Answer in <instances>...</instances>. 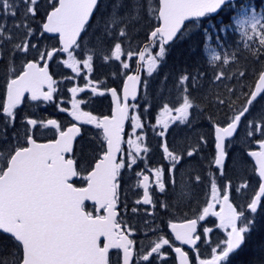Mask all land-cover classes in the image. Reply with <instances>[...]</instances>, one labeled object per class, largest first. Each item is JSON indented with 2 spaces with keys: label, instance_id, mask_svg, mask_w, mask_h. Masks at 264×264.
<instances>
[{
  "label": "snow or ice",
  "instance_id": "1",
  "mask_svg": "<svg viewBox=\"0 0 264 264\" xmlns=\"http://www.w3.org/2000/svg\"><path fill=\"white\" fill-rule=\"evenodd\" d=\"M39 3L40 0H0V50L8 51V46H11L6 67V97L0 102V127L3 129L0 131V264H133L135 241L131 238V228L122 226L117 219V205L121 169H131L142 158V153L149 152V147L138 143L144 140V136L137 135L135 129L142 128L143 125L140 117L130 115L127 103L129 96L136 99V86L140 83V76L128 75L124 80L123 102L117 89L108 90L114 105L110 117L104 116L101 119L83 111L81 105L86 101L78 99L77 94L84 92L85 88L69 87L71 110L60 105L57 107L60 112L67 111L68 116L77 123L63 130L55 119L38 121L35 118H25L22 121V132L14 131L11 139L6 135L8 128H14L17 115L15 110L25 98L30 101L53 102L56 81L49 74L48 61L55 55L60 52L67 54V59L62 60V63L76 76L81 75V62L83 68L88 72L92 71L93 55L90 54L81 61L73 50L79 46L78 39L82 32H86V26L100 0H47L50 10H46L40 28L34 29L30 21L37 16ZM252 7L250 3L238 7L235 0H113L112 13L107 18L103 31L96 37L97 44L103 45L111 34L114 48L109 49L111 55L106 56V59L121 61L124 54L123 41L117 39L116 28H119V37L131 40L134 37L127 29L131 27L133 33H136L140 30L137 26L142 27L147 22L150 30L145 36V47L138 52L139 62L142 64L138 62L137 70H146L151 77L165 62L168 50L178 41L190 36L185 31L189 25L192 28H203L207 18L225 10L244 13L243 18L233 19L237 20V30L244 48L250 52L253 63L259 64L260 68L255 70L254 86L243 94L245 100L242 108L239 111L233 109L234 114L226 124L213 123L215 154L210 158L208 167L212 172L218 171L221 176L224 175L228 155L226 140L235 136L242 118L251 114L258 98L264 99V7L258 11H252ZM121 8H126L124 15H120ZM18 15L19 20L16 19ZM9 17L12 18L11 26L7 22ZM152 20L157 23L153 25ZM120 25L123 27H119ZM213 27L217 31L221 30L219 25ZM37 32L40 35L47 33L58 37L59 47L41 51L37 44L31 43V38ZM211 32L212 28H204L205 41ZM204 47L207 48L206 42ZM30 50L39 54L43 66L34 58L25 60L22 68L17 70L13 58L17 54L26 57ZM134 54V51L127 53L129 59ZM235 60V53L231 57L213 53L209 64L215 67L219 62L227 66ZM121 63L123 69H129V63ZM240 78L247 79L246 70H237L231 75L221 71L215 74L212 84L218 87L217 82L224 84L225 80H236L243 87ZM84 79L88 81V89L93 96L105 95L104 91H98L87 76ZM200 86L199 75L182 73L179 76L175 87L181 91L182 102L174 108L168 103L163 104L156 125L153 126L155 135L166 137L170 124H191L190 110H194L196 105L190 88L198 89ZM224 87L229 96L236 95L233 86L224 84ZM206 99L210 101L211 94ZM215 99L220 105L233 107V101L226 100L219 94ZM129 119L136 139L127 141L128 159L118 158L117 153L122 151L124 123ZM81 125H92L100 130L94 135L98 142L102 140L103 143L91 155L81 154L77 158L74 141L82 134ZM157 126L159 131H156ZM247 127V136L258 145V150L247 152V156L255 161L253 171L258 177V190L253 189L245 203L236 207L231 200V181L218 188L215 177L210 176V198L197 210L194 218L182 223L172 222L167 226L174 240L181 246H188L191 251L176 246L172 237L160 235L149 251L139 254V261L143 264H157L158 260H162L163 264H169L168 254L163 251L167 246L175 253L173 264H233L234 258L243 251L256 230L258 216L264 212V106L258 109ZM39 128L54 129L56 138L48 143H38L34 138V130ZM201 142L206 143L203 137ZM162 147L163 159L170 162L171 168H149L148 171L155 177V188L165 193L169 173H173L172 183L175 184L174 170L180 164L182 156L170 150L166 139ZM197 152L198 149L188 150L187 156L193 157ZM235 163L243 168L250 162L241 155ZM136 175L142 176L137 186L143 189V197L135 203L156 207L149 191V175L141 172ZM75 177L84 181L85 186H76L73 182ZM196 181H201L200 175L196 176ZM249 187V183L244 181L235 190L246 195L245 190ZM191 193L192 188L185 186H182L179 193L173 192L178 196L177 203L189 201ZM86 201L92 202L93 211L86 210ZM217 206L219 211L216 210ZM160 207L166 212L171 209L167 202ZM137 211L136 207L132 208V212ZM208 217H215L218 222L216 227L223 232L215 246H212L209 239L213 231L211 227H203V233L198 231L202 226L200 222L206 221ZM201 244H207L210 248L207 257L201 255ZM113 249L117 251L110 255V250ZM257 249L262 254L260 259L249 260L247 264H264V242Z\"/></svg>",
  "mask_w": 264,
  "mask_h": 264
},
{
  "label": "flooded vegetation",
  "instance_id": "2",
  "mask_svg": "<svg viewBox=\"0 0 264 264\" xmlns=\"http://www.w3.org/2000/svg\"><path fill=\"white\" fill-rule=\"evenodd\" d=\"M95 23V21H91L88 26H86V32H82L81 38L78 39L79 46L74 48V54L78 56V58L86 59L88 55H93V61H92V71L88 72L87 69L83 68V64L79 65L81 68V75L76 76L75 73L72 72L70 68H66L64 64L62 63V60L67 59V54L60 52L57 55L54 56V58L51 61H48L49 66V74L53 77V80L56 81V84L54 87L56 88V92L54 93V100L53 102L45 103L43 101H30L27 98H25L21 105L18 106V108L15 110L16 115V121L14 128H8L6 135L11 139L13 136L14 131L22 132V121L25 118H35L38 121H46L47 119H55L57 122L61 125V128L63 130H66L71 124L77 123L76 121H73L70 116H68L67 111L60 112L57 105H60L62 107H65L68 110H71V93L68 91L69 87H81L85 88L84 92L78 93L77 98H83L86 103L81 105V108L83 111H88L93 115L98 116L99 118H102L104 116H110L111 115V100L109 97V89L115 88L118 90V94L120 96V99H122L121 96V89L123 85V80L128 74H132L136 71V61L133 59V56L131 59H129L128 55L125 58L127 63H129L130 67L129 69L125 70L122 67L121 61L114 62L112 65L111 60H106V56H110L111 52L109 49L100 47V45L97 44V40L95 36H90V29L91 25ZM41 25V24H40ZM40 25L39 28H40ZM36 38L40 39V43L42 45L43 50H52L53 47H59L58 39L57 37H50L46 34L40 35L39 32L32 37L31 39L35 40ZM33 43V41H31ZM103 46V45H102ZM10 48L8 47V51H2L0 52V55H2V59H0V72L5 70L8 64L9 59V52ZM36 59L37 62L43 66V61L39 60V54L34 52H29L27 56L25 57L23 54H17L16 57H14V67L19 70L22 68L23 63L25 60H32ZM142 64V63H141ZM71 70V71H70ZM145 70L141 69L139 71L140 76V85H139V93L137 100L135 102H128L129 105V113L131 112L132 106L140 102V104L144 103L142 101V98L147 91V85H148V75L145 74ZM87 76L88 79L93 81V84L97 86L98 91H104L105 95H95L93 96L91 91L88 89V81L84 79V77ZM66 77H73L72 79H67ZM146 82V86H145ZM46 90V89H45ZM27 95V94H26ZM6 97V83L2 89V92H0V102L3 101V99ZM122 102V101H121ZM136 105V106H137ZM196 111V107L194 109V112ZM129 120H127V123L125 125L123 137H122V143H121V149L122 151L119 153L118 158L123 157L124 159H128V154H126V127ZM198 125L203 126L204 119L198 115V120L196 121ZM82 128V134L81 136L75 141L74 144V151L76 152V143L79 141L81 137H83L85 134L92 135L93 132L99 133L100 130L96 129L92 125H81ZM0 131H3L2 127H0ZM93 131V132H92ZM34 138L38 143H48L56 138V133L54 129H44L39 128L38 130H34ZM213 133L207 134L209 139V146H212L214 143V136ZM202 137V136H201ZM231 140V139H230ZM230 140L226 141L228 143ZM204 141H207L204 139ZM22 142V141H21ZM103 142V141H102ZM201 145H205V143L201 142ZM257 143L253 146V149H256ZM204 150V155L206 159L209 161L212 156L215 154V150L213 151L212 148L210 149L207 146H204L202 149ZM195 157V156H193ZM191 157V158H193ZM163 158V156H162ZM227 160V157H226ZM198 171L202 174L206 172L207 169H209L208 164H205L204 162L200 161L197 164L192 163ZM253 165V164H252ZM156 166V164H153L149 167ZM147 164L144 162V159L142 161L137 162L136 165H133L131 169L125 167L121 169V176L119 178V199H118V214L117 219L120 221L122 226H128L132 230V236L131 238L135 241L133 245L134 250V261L133 264H143L142 261H139V254L140 253H146L150 250V247L145 246V242L140 245V238L141 236H144L140 233V235H136L135 231H141V229L147 230L148 227L151 228V231H159L154 235V240H157L160 235H166L167 237H172V241L176 246L179 245V242L174 240V237L172 236L171 230L167 227L169 223H182L187 219L194 218V216L197 214V210L195 208L191 207H185L181 210L178 209L174 205V201L176 200L174 197L168 196V194L171 192V187L166 184V190L165 193L161 194H154L153 192V177L150 172L148 171L149 168H146ZM168 165L165 162H160L158 168H167ZM204 167L207 168L204 170ZM226 162H225V172L226 170ZM254 167V166H253ZM254 169V168H253ZM137 172H141L143 175H149L151 185H150V194L152 195V198L156 204V207H153V205H137L135 201L137 199H141L143 194V189L136 186L135 188V197L133 194V197L130 195L129 191L126 189L131 183H138V179H142V176L138 177L136 175ZM255 173V172H254ZM225 179L226 184H228V176L227 174L222 175ZM256 182L258 180L256 174ZM80 179V178H79ZM188 180L192 182V177H188ZM187 179L184 180L185 185L187 187H191L190 183ZM138 185V184H137ZM82 186V185H81ZM258 187V184H257ZM173 191V189H172ZM141 194V197L139 195ZM200 197V194L198 198ZM234 206L237 207L235 204L233 198H231ZM167 202L169 205H171V209L169 211H165L164 208L160 207L161 204ZM136 207L138 209L137 212H132V208ZM201 208V207H199ZM219 211V208L217 209ZM149 213H152V215H149ZM149 219V221L147 220ZM216 223H218L215 219V217H208L206 218V221L200 222L202 226L198 228V231L200 233H203V227H211L213 231L210 233L209 239L212 241L214 238V229L220 230L216 227ZM137 227H139L137 229ZM127 231L128 229L125 228ZM221 234L223 235V232L221 231ZM186 251H191L188 246L184 245L181 246ZM201 255L207 257L210 253V248L207 244H201ZM117 250L110 251V255L114 254ZM168 255L167 259L169 261V264H173V259L175 257V253L171 251V249L167 248L165 246L164 250ZM193 256H195V253H192ZM114 258V256H113ZM157 264H163L162 260H158Z\"/></svg>",
  "mask_w": 264,
  "mask_h": 264
},
{
  "label": "rangeland",
  "instance_id": "3",
  "mask_svg": "<svg viewBox=\"0 0 264 264\" xmlns=\"http://www.w3.org/2000/svg\"><path fill=\"white\" fill-rule=\"evenodd\" d=\"M251 4L252 7V11H258L260 10L262 7H264V0H246L244 3L239 4L238 7L240 6H245L247 4ZM112 4H113V0H103L102 1V8L101 11L99 12L95 23H93L91 25V29H90V36H99L100 33L103 31L104 27H105V23L107 18L110 16V14L112 13ZM48 4H47V0H40V3L38 5V12L39 9L43 10L44 8H47ZM126 11V8H121L120 9V15H124ZM244 13L241 11L237 10V14L235 17L237 18H243ZM17 20L20 19V16L18 15L16 17ZM8 25L11 26L12 24V18L9 17L8 18ZM32 27L34 29H39V26H36V24L40 25V21L37 19V17H35L34 19H32L31 21ZM234 25L237 29V20L233 19ZM100 25V29H98ZM119 27H123V25H120ZM138 28L141 29V27L138 25ZM129 32H131L133 34V29L131 27H129L127 29ZM140 32V30L138 31ZM237 32L240 34V32L237 30ZM137 33V32H136ZM115 35L117 37V39L119 41L125 40L123 37H119V28H116L115 31ZM211 44H213L215 41L217 42V45L220 46L221 50L224 52L227 51V49L229 48V38L227 36V31H225L224 29H222L220 31V33H215V35L210 38L207 39ZM31 41H33V44H37L39 49L41 51H44L42 48V45L40 43V39L36 38L35 40L31 39ZM251 43V42H249ZM244 44V42H243ZM123 45V44H122ZM11 47V46H8ZM100 47H104L106 49H108L109 47H111L110 49L114 48V40L112 35L110 34L108 36V39L105 41V43L102 45H100ZM134 47V46H133ZM138 50V49H137ZM151 51L155 52L158 51V49H150ZM129 51H133L132 47H130V45L128 46V50L124 51V54L121 56V61L126 62L125 58L127 57V53ZM0 52H2V50H0ZM4 52V51H3ZM30 52L34 53L36 52L35 50H30ZM37 53V52H36ZM136 54L133 55V59H137V51L135 52ZM248 54H250V52L247 49H243L241 50L240 54L236 55V60L234 62H231L230 65V69L232 70H239V68L241 67V59H239V57L241 56H249ZM107 60V59H106ZM199 62V59H197ZM112 65L114 64V62H119L117 60H111ZM192 64H196L195 62H193ZM245 70L250 73L252 71V64L249 63L247 65V67L245 68ZM71 71V70H70ZM146 71V70H145ZM146 75H148L147 71L145 72ZM7 72L6 69L0 72V92H2V89L6 83V79H7ZM155 75V73L153 74ZM153 75L150 77L148 75V85H147V91L143 98L142 101L144 103L140 104V102L137 104H135V107H132L130 115H136L138 117H140V122L143 125L142 128L139 129H135V133L137 135H141L144 136V140L143 141H138V143H140L142 146H147L149 147V152L147 154L142 153L141 159H138L137 162L142 161V159H144V162L147 164L146 168H158L160 162H165L168 167L167 168H171V164L168 160H164L162 158L163 156V143L166 142L168 144V146L170 147V150H172L174 153L181 155L182 156V160L180 162V164H178L176 166V169L174 170V179H175V184L172 183V177H173V173H169L168 174V178H169V182L167 183V185H169L172 189L171 192L168 194V196L174 197L176 200L174 201V205L181 210L187 206L191 205V208H195V209H199V207H202L204 205V202L210 198L211 195V189H210V176H214L217 182V186L218 188L226 185L225 179L223 178V176H221L219 174L218 171L216 172H212L210 169H207L204 167V170H206V172L202 174L198 171V169L196 168V166H194L192 163L197 164L200 161L204 162L205 164H208V160L206 159L205 155H204V150H202L204 148V146H207L209 149L210 147L212 148V150L214 151V143L212 146H209V139H208V135L210 132L213 133V123L210 120V116H207L205 119V123H203V126L198 125L196 123V121L198 120V112H197V108L196 111L194 112V110H190V112H192V115L190 116V121L191 124L190 125H179L177 126V124H170L169 130L166 133V137H159L157 135H155L154 131H153V126L156 125V120L157 117L159 116L160 110L163 106L164 103H168L170 107H178L179 103L182 102V94L178 91L175 90V87H172V85H170V82L168 81L166 84H161L159 82H157L156 88L154 85V78ZM252 74H250L247 77V84L250 82V76ZM254 75V74H253ZM201 82V86L199 87V90L197 91L196 95H202V98L208 97L210 93V91L216 90L218 92H220L221 96H224L223 98H225L226 100H232L234 101V99L239 97H242L241 95L243 94L241 91L235 89L236 91V95L233 96H229V94L227 93V89L224 87V84H221L220 82H217V85H219L218 87L213 86L212 84V79L208 80V83L206 81V77L203 76L200 79ZM171 83H173L171 81ZM152 86L154 87V89H158L157 91L154 90L152 88ZM221 87H223V89H220ZM239 88V87H238ZM154 94L155 97V104L156 107L152 109L149 117H146V111L150 112V109H148V98H149V94ZM214 94V93H213ZM213 94H211V103L215 106H220V104H218V102L216 101L215 97L213 96ZM217 95V94H216ZM236 99V100H238ZM244 104V103H243ZM242 105H236L233 104L232 108L228 109V106L226 105V108L228 110H230L231 114H229L230 116H232L234 114V106L237 107V109L235 111H238L240 108H242ZM137 105V106H136ZM223 106V105H222ZM261 106H264V99H258V102H256L255 107L251 109V114L247 115L245 118L246 119H242L240 125H239V129L236 133V135L228 142L226 143V152L228 153L227 155V160H226V172H225V168H224V175L227 174L228 176V180L227 182L229 183V181H231L232 184V190H231V198H233L235 204L237 205V207H240L241 205H243L245 203L246 197L251 195V192L253 189L256 190L257 188V182H256V177H255V173L254 171L251 169L249 163L245 164L243 166V168L238 167L237 164L235 163V161L237 160L238 157H240L241 155L246 156L245 153L248 150H252L253 146L255 145L256 141L252 140L251 137L247 136V131H248V123L249 121L252 120V117L254 115H256L258 109L261 108ZM217 109V108H216ZM234 109V110H233ZM228 116V118L230 117ZM228 120V119H227ZM226 121H222V123H217V124H226ZM258 122V121H257ZM23 130V128H22ZM160 128L159 126L156 127V131H159ZM93 132V131H92ZM126 132H127V136H126V142H125V147H126V154H129V145L127 143V141L129 139H136V135H133V127H132V123L131 120L129 119V122L127 124L126 127ZM97 132H93L92 135H88L85 134L83 137H81L79 139V141L76 143V154H77V158L80 157L81 154L83 155H91L93 150H97L99 149V144L103 143L102 140H99L98 142V138L96 135ZM213 135V134H212ZM257 137H259V134H256ZM201 136L206 139V143L205 145H201ZM251 141V143L249 142ZM191 149H198L197 154L195 155V157L191 158L187 156V151L191 150ZM247 157V156H246ZM245 159V158H244ZM246 160V159H245ZM247 161V160H246ZM153 164H156V166H152L149 167ZM249 165V166H248ZM253 166V165H252ZM254 168V167H253ZM200 175L201 176V181L199 183H197L196 181V176ZM192 177V182H190L188 180V177ZM187 179L188 182L191 185L192 188V193L191 196L189 198V201H183L180 203H177L178 200V196L174 195L173 192L175 191V193H179L182 189V186H185V182L184 180ZM140 180V179H138ZM155 177H153V192L154 194H161V192H159L158 189L155 188ZM247 181L250 185L249 189L245 190L246 195H241L240 193L236 192V188L239 186V184L241 182ZM80 186H84L85 182L80 180L79 181ZM137 182L135 183H131L128 187H126V189L129 191L130 195L133 197H135V188L137 186ZM200 194V197L198 198ZM139 197H141V194L139 195ZM91 207V211H93V207ZM219 208V206H217L216 210ZM149 221V219H147ZM139 227H137L138 229ZM214 238H213V242L214 244H212V246H215V242L218 240V238H221L223 235L221 234V230H216L214 229ZM159 232V231H151V228L148 227L147 230L145 229H141V231H135L136 235H140V233L144 236L139 237L140 238V245H142L145 242V246L146 247H151L153 244V240H154V235ZM253 246V251H256L257 246L256 245H252ZM258 250V249H257ZM254 253V252H253ZM142 254V253H140Z\"/></svg>",
  "mask_w": 264,
  "mask_h": 264
},
{
  "label": "trees",
  "instance_id": "4",
  "mask_svg": "<svg viewBox=\"0 0 264 264\" xmlns=\"http://www.w3.org/2000/svg\"><path fill=\"white\" fill-rule=\"evenodd\" d=\"M102 1L103 0L100 1L99 6L97 7V9H95L92 17V21L96 20L99 12L101 11ZM245 1L246 0H238L235 3L239 5L244 3ZM46 10H50V9L48 7L44 8L43 10L39 9V12L36 17L40 21V24L44 20ZM236 14H237V10L236 11L225 10L224 12H221L216 16L207 18L205 20L203 28H192V26L189 25L188 29H186L185 31L190 33V36L178 41L168 50L166 54L165 62L159 66L158 71L155 73V75H153L155 88L157 82L163 84L164 86V84H166L168 81L170 82V85H172V87H175V85L178 82L179 76L182 73H188L194 76L199 75V80L201 79V77L205 76L206 81L208 83L209 79H212L213 81L215 74L221 71L224 72L226 75H231L232 73L236 72L237 70L234 71L229 68L230 65L225 66L217 62V66L214 67V66H210L209 64V61L211 60V56L213 53L221 55L222 57L225 54H227L231 57L233 53L238 55L240 54L241 50L244 49L242 38L240 34L237 32V29L233 22V17H235ZM155 23L157 22L155 20H152V24L154 25ZM38 25L39 24H36V26ZM215 25H219L221 30L224 29L225 31H227V36L229 38V45H228L229 48L224 53L221 50L220 46L217 45L216 41L213 44H211L208 40L205 41L204 28H212V32L210 33L208 39L212 38L215 35V33H220L221 30L217 31L216 28L213 27ZM99 29H100V25L97 30ZM149 30H150L149 25L147 22H145L141 27L140 32L132 34L131 32L128 31L129 34L133 35L134 38L131 40H122L123 41L122 48L124 49V51H127L128 46L130 45V47H132V50L136 52L137 49H139L141 45L146 42L145 36L149 32ZM205 42L207 43V48L204 47ZM248 55L249 56L247 57L245 56L239 57V59H241L240 61L241 67L239 68V70H245V68L249 63L252 64V71L250 73L247 72V77L250 74H252L249 79L250 82L247 84L248 81L247 79L240 78L244 84L243 87H240L237 84L236 80L224 81V84L233 86L235 89L241 91L243 94L248 92L250 90V87L254 85L255 70H258L260 68L259 64L253 63L251 54ZM197 59H199V62ZM193 62H195L196 64H192ZM165 77H167V79H165ZM171 81L173 83H171ZM152 88L154 89L153 86ZM220 89H223V87H221ZM154 90L157 91L158 89H154ZM175 90L181 93V91L176 87ZM198 90L199 88L198 89L190 88L192 97H194L193 102L196 105L197 112L204 119V121L206 120L205 118L207 116H210V120L212 122H215L216 124L222 123V121H226L228 119V116H230L229 114H231L230 110H228L229 107L227 109L226 105L223 106L221 105V107L216 106L217 108L216 109L215 106L211 103V101L206 99V97L202 98V95H196ZM210 93L211 94L214 93L213 96H216V94L223 95L216 90L210 91ZM243 94L241 95L242 97H239V99L236 98L238 100L234 99L233 101L234 104L242 105L244 103L245 97ZM155 97L156 96L154 94L151 93L149 94L147 107L148 109H150V112L146 111V117L147 116L149 117L152 109L156 107V104L154 102ZM223 97L224 96H222V98ZM234 108L235 110L237 109V107L235 106ZM247 115L249 114H246V116ZM245 117H243L242 119L243 120L246 119ZM244 158L250 162L249 165L253 170L251 161L246 156H244ZM75 185H80L79 181ZM187 207H191V205ZM261 242H264V212H261V214L258 216L256 230L253 231V233L251 234L249 241L245 245L243 251L237 257L234 258L233 264H247L249 260L260 259L262 254L259 253L257 249L256 251H253L252 245L258 246Z\"/></svg>",
  "mask_w": 264,
  "mask_h": 264
},
{
  "label": "water",
  "instance_id": "5",
  "mask_svg": "<svg viewBox=\"0 0 264 264\" xmlns=\"http://www.w3.org/2000/svg\"><path fill=\"white\" fill-rule=\"evenodd\" d=\"M236 1H238V0H235V2ZM213 16H216L215 14L213 15ZM92 17H93V15H92ZM92 17H90V21H91V19H92ZM89 21V22H90ZM46 35H48V36H50V37H54V35L53 34H47V33H45ZM57 39H58V37H57ZM58 43H59V41H58ZM146 44V43H145ZM145 44H143L142 45V47L140 48V49H142V48H144L145 47ZM139 52V51H138ZM138 62H139V57H138V55H137V59H136V66H137V64H138ZM139 63H142V62H139ZM128 75H139V71L137 70V68H136V71L134 72V73H132V74H128ZM127 75V76H128ZM127 76L124 78V80L127 78ZM124 80H123V82H124ZM139 85H140V83L136 86V99L135 100H133L132 98H131V96H129V98H128V101H127V103L128 102H135L136 100H137V97H138V93H139ZM121 96H122V99H121V101L123 102V85H122V89H121ZM109 97H110V100H111V114H112V109H113V107H114V105H113V103H112V96H111V93H110V91H109ZM111 116V115H110ZM109 116V117H110ZM103 118V117H102ZM101 118V119H102ZM126 123H127V120L125 121V123H124V129H125V125H126ZM67 130V129H66ZM213 136H214V141H215V131H214V128H213ZM79 137V136H78ZM77 137V138H78ZM122 137H123V134H122ZM76 138V139H77ZM230 139V138H229ZM75 142V141H74ZM256 149H254V150H258V145H256ZM248 152V151H247ZM246 155H247V153H246ZM119 156V153H117V157ZM249 159L251 160V162L253 163V165H254V167H255V161L254 160H252L250 157H249ZM74 179V178H73ZM257 190H258V187H257ZM142 197H143V194H142ZM142 199V198H141ZM85 204H89V205H92V202L91 201H86L85 202ZM103 238H101V240H102ZM114 250V249H113ZM110 251H112V250H110Z\"/></svg>",
  "mask_w": 264,
  "mask_h": 264
},
{
  "label": "bare ground",
  "instance_id": "6",
  "mask_svg": "<svg viewBox=\"0 0 264 264\" xmlns=\"http://www.w3.org/2000/svg\"><path fill=\"white\" fill-rule=\"evenodd\" d=\"M254 86V85H253ZM225 113V112H224ZM238 129H239V127H238ZM238 131V130H237ZM246 155V154H245ZM247 156V155H246ZM247 158L249 159V157L247 156ZM250 160V159H249ZM251 161V160H250ZM256 190H257V188H256Z\"/></svg>",
  "mask_w": 264,
  "mask_h": 264
}]
</instances>
